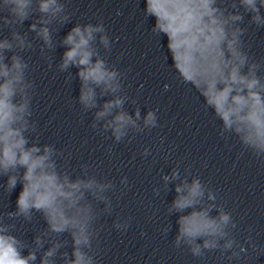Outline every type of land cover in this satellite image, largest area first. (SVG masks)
Wrapping results in <instances>:
<instances>
[{
  "label": "clouds",
  "instance_id": "9594fccd",
  "mask_svg": "<svg viewBox=\"0 0 264 264\" xmlns=\"http://www.w3.org/2000/svg\"><path fill=\"white\" fill-rule=\"evenodd\" d=\"M262 9L264 0H146L144 10L146 17L156 18L151 32L157 37L167 36L179 79L194 87L206 108L214 110L221 122L220 134L234 135L257 157H264V77L258 75L264 63L244 50L242 37L247 29L241 24L245 14H251L249 23L264 28ZM34 13L39 17L29 31L42 41V56L45 49L56 47L50 25L70 21L60 0H0V29H10V38L0 39V176H7L2 185L6 193L18 183L22 185L16 210L0 213V264H37L38 253L39 264H58L57 257L59 264H97L93 241L99 212L92 201L102 202L103 213L110 215L111 200L106 193L115 186L90 175L87 164L81 165L82 175L73 178L65 165L57 163L58 158L66 161L64 153L54 145L39 143L37 124L31 119L35 85L27 77L28 62L19 54L32 49L33 44L27 32L17 30ZM97 42L111 51L102 21L77 23L60 41L66 51L57 66L70 80L74 78L70 67L78 69L81 84L76 101L84 112H93L91 127L100 134L110 132L117 143L130 131L140 133L158 127L155 111L148 110L142 116L139 107L134 115L125 110L129 98L124 93L123 73L100 55ZM8 52L12 53L10 58ZM105 96L110 99L100 104L99 98ZM148 153L145 148L143 155ZM162 179L166 191L171 182L181 181L175 186L176 196L168 213L191 209L178 217L173 246H186L194 257L217 249L223 256L231 250L227 258L239 259L246 249L232 236L236 224L231 213L215 202L213 190L198 176L190 181L187 176L182 179L179 166ZM121 184H127L126 177ZM160 191L153 188L156 195ZM213 211L216 215H211ZM35 213L42 215L47 228L35 235L31 244L12 234L16 224L4 222L5 217L31 222ZM113 227L126 230L129 220L118 219ZM64 233L71 237V253L60 251L68 244V240L58 239ZM246 243L256 250L251 237ZM45 245H49L46 250ZM25 249L27 255H22Z\"/></svg>",
  "mask_w": 264,
  "mask_h": 264
}]
</instances>
